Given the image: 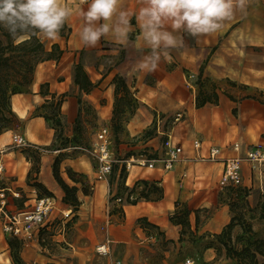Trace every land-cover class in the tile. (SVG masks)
I'll list each match as a JSON object with an SVG mask.
<instances>
[{"label": "crops", "instance_id": "0c3cea01", "mask_svg": "<svg viewBox=\"0 0 264 264\" xmlns=\"http://www.w3.org/2000/svg\"><path fill=\"white\" fill-rule=\"evenodd\" d=\"M63 2L73 10L72 15L66 20L71 31L68 36L58 34L51 42V46L54 43L59 44L63 49L62 55L59 59H49L41 63L35 72L33 82L27 89L11 97L12 109L23 121V133L28 141L43 146H49L54 141L55 129L50 125L45 114L49 108L48 104L64 93L66 95L60 110L67 124L73 123L78 116L81 92L84 98L94 103L101 98H106L107 106L102 108H106L105 112L109 118L108 113L111 111L114 100V85L111 78L118 75L122 76L129 87L135 90V95L144 106L149 105V102L139 95L143 89L167 88L168 92L164 95L167 99L164 100H167L171 106L159 105L154 108V112H150L151 116L152 118L157 116L160 119L158 120V130H160L161 117L167 113L172 114L174 112L171 111L172 109H181L178 112L188 116L192 123L189 131L187 127L181 128L182 124L187 122V118L181 120L175 115V126L168 132H171L177 141L185 142L189 148L192 141L187 140V131L191 136H195L193 139L202 140L206 147L210 145L222 147L224 155H227L224 148H231L233 141L243 140L240 142L242 143L241 153L248 146L264 142L259 130H254L249 135L246 129H241L236 121L232 120V110L237 106V101L232 100L224 90L218 91V104L208 103L197 108L195 94L193 96L188 94L189 90L186 89L188 84L195 92V86L188 80L187 74L189 78H196L202 66H204L203 73L213 80L225 78L246 85H257L260 89L264 86V0H244L243 8H236L230 18L222 20L221 27L215 32L193 36L183 30H177L175 34L178 38H183V46L166 50L167 57L158 50L161 51L160 59L156 61V67L151 69L140 67L145 58L152 54V49L143 41L135 15L144 5L145 0H120L119 7L130 13V32L126 40L120 41L112 33H108L102 34L95 44L83 42L79 36L85 23L79 10L87 8V1L63 0ZM81 49L96 55L108 56L107 60L97 64L83 63L93 84L89 93L81 91L74 81V67L78 62L75 53ZM149 73L155 75L157 83L153 86L145 81ZM157 91L158 96L160 91ZM230 94L236 98L234 91L231 90ZM261 97L264 98V92ZM241 106L243 111H255L258 116L264 113L263 104L255 99H244ZM138 115L137 113L135 117ZM148 123L149 121H146L144 126ZM11 133L9 130L0 134V148H4L10 142ZM148 144L158 152V157L163 155V143L159 139L155 138ZM5 148L7 149L5 155L10 158L14 150L8 151V147ZM127 152L120 149L118 156L122 157L121 162L130 156L148 158L147 153L127 155ZM232 152V155L236 154L234 150ZM52 156L53 152L50 151L42 157L39 179L57 198H62L64 192L52 173ZM26 163L28 164L27 161ZM89 163L79 156L69 160L68 164L74 170L89 172V168L92 169L93 166L91 162ZM158 166L150 169L146 166L133 165L127 173L126 185L139 186L142 180L149 184H157L161 187V196L157 200L124 203L122 217L117 214L108 216L107 224L110 222L112 224L99 233L96 237V245L98 237L104 235L110 242H137L142 247L154 245L157 241L147 238L149 229L142 226L143 221L151 229L160 232L164 242L167 243L168 250L165 251V256L158 258L157 264H182L186 258L193 260L194 264H248V259L243 255L238 257L227 255L226 247L216 235L233 221L230 231L231 244L233 249L238 251L248 243L249 239L264 237V218L254 216L259 212L258 199L264 200V183L259 185L255 181L253 184V180L245 177V171H243V186L250 188L254 185L256 189L260 188V191L258 189L251 191L250 203L242 213L245 216L239 218V215L235 218L228 205L221 203L215 208L213 206L222 170L220 162L180 161L168 171ZM109 179L110 176L105 180H92L95 183L94 188L103 186L104 192L109 191ZM177 201L183 204L184 209L176 215L187 214L188 225L186 226L175 221L176 217L172 216ZM9 202L11 207H18L12 197H9ZM248 215L250 222L245 221ZM246 224L248 228L251 227V230L247 229ZM10 250L8 242L0 238V256L11 257ZM254 259L255 261L258 259L259 264L263 263L259 254Z\"/></svg>", "mask_w": 264, "mask_h": 264}, {"label": "rangeland", "instance_id": "374dc122", "mask_svg": "<svg viewBox=\"0 0 264 264\" xmlns=\"http://www.w3.org/2000/svg\"><path fill=\"white\" fill-rule=\"evenodd\" d=\"M40 37L44 41L46 47L52 49L51 42L53 38H48L42 33H40ZM75 56L78 62L84 63L85 65L90 63L97 64L102 60L105 61L108 59V56L96 55L85 49L78 50ZM41 63L36 66L35 72ZM258 72L259 71H257V73ZM187 77L195 86V92H193L188 84L186 85V89L190 91H188V94L192 96L198 94L200 83H203L205 90L210 92L214 87L217 91L222 89L228 94H230L231 90L234 91L237 106L232 110V120L236 121L241 129H246L249 135L252 134L254 130H259L261 138H264V113L258 116L255 111H243L241 106L244 99L251 98L261 102L264 107V98L261 97L264 92V86L260 89L257 85H246L225 78L213 80L204 73L202 77H200L199 74L196 78H189L190 76L188 74ZM111 81L115 90V82L118 81L117 75H114ZM145 81L151 86L157 83L155 75L152 73L146 76ZM130 89L134 96L137 97L135 95V90L131 87ZM157 90L160 91L158 96L161 97L157 96ZM23 91H25V89ZM167 92V88L151 89L147 87L145 90L143 89L139 95H141L144 100L146 99L149 105L144 106L137 97L138 105L133 114L130 113L131 107L127 104V101H124L121 108L118 109L119 112L123 110L121 113L122 119L114 126L113 149L115 150L116 161L114 162V169L110 175L109 191L107 190V192H104L103 186L94 188L95 183L92 180L96 179L97 161L92 154L91 147L96 140L100 128L105 125L113 124L112 117L114 116L115 93L113 94L114 100L111 111L108 113L109 118H107V112H105L106 108H102V106H107L106 98H101L94 103L84 98L82 92L79 95V99L81 100L79 102L80 108L78 116L71 124L65 122L59 107L53 105L48 108L45 115L50 118L49 123L55 129V139L47 146L48 152H46L45 155L50 151L53 152L52 173L55 159L59 157L60 162L58 166L61 176L70 185L79 187L78 197L80 206L77 211H73L70 205L63 202V196L62 198H57L52 192L55 207L46 221V225L40 229H36L31 238H18L14 234L6 231L3 227V220L0 217V238L3 241H7L8 244L12 242L14 245V248L10 250L11 257L5 258L0 256V264H15V258H13L12 254H16L20 257L21 264H113L117 260H121L122 264H157L158 258L165 256V251L168 250L167 243L164 242L165 240L158 241L157 239L154 245L150 244L143 247L137 242L112 241L109 243V252L102 254L96 250V237L100 232L106 230L109 224H112L111 222L107 224V218L114 214L112 205L115 194L123 193L124 195L126 192V184L122 181L123 162L120 161L122 157L118 156L120 149L127 150V155L131 153H147L148 159L157 158L159 155L158 152L153 150V147L148 143L155 138L163 143L166 137L165 133L172 131L175 126V115H177V112L181 109H172L171 111H174L172 114L167 113L165 116H162L160 130H158V120L160 119H158L157 116L152 118L150 113L152 111L154 112V108H157L159 105L171 106L167 100H164L167 99L164 98ZM124 94L125 92H120V95L124 96ZM230 95L234 97L233 94ZM61 96L62 95H59L58 99ZM52 102H55V100H52ZM137 113L139 115L135 117ZM184 118H187V122L182 124L181 128L184 129L187 127L189 131L190 124L192 123H190L188 116L182 115V117H180L181 120ZM146 121H149V123L144 126ZM135 125H139L140 128ZM9 130L12 132L11 136L14 132L24 135L23 121L17 118V120L12 122L11 127L4 131ZM174 131L176 132V130ZM188 131L186 133L187 140L190 139L189 142H191L195 136H191ZM10 139V142L5 147H8V151L14 150V153L10 158L4 153L6 171L4 177L0 178V187H5L8 199L12 197L14 203L18 207L28 208L34 203L37 197L49 195L45 188H39L36 185L38 181L43 183L39 179V172L41 159L45 155L38 156L33 149L16 146L12 141V137ZM234 142L235 141H233L231 145ZM239 142H243V140H239ZM231 148H224L227 155L233 154V149ZM79 156L85 159L88 164L91 162L93 165L92 169L89 166V172L74 170L68 164L69 160ZM243 163L245 177L251 178L253 184L255 181H257L259 185H261V183L263 184L264 164L260 167L252 168L250 163L246 161ZM27 166L28 170H26ZM69 171L70 175L78 180L77 183L69 178ZM44 187L46 186L44 185ZM257 189L260 191V188ZM257 189L254 185L250 188L245 186L242 191L237 192V190H221L218 187L216 189L215 203H213V206L215 208L219 206V204L224 203L229 206L235 218L239 215V218H241V216H245V214L243 215L242 213L245 212L244 209L250 203L249 195L252 194L251 191ZM12 191L18 192L19 196L13 194ZM155 193L156 188L152 186L149 187L148 193H146V200H157ZM135 195L139 197L138 192L135 193ZM259 197L260 196H258V198ZM257 206L259 212L254 216L264 218V200L259 198ZM70 210V214L66 216L65 213ZM250 216H253V214H250ZM248 217L249 215L245 221L250 222ZM103 227H105V229H103Z\"/></svg>", "mask_w": 264, "mask_h": 264}, {"label": "clouds", "instance_id": "9594fccd", "mask_svg": "<svg viewBox=\"0 0 264 264\" xmlns=\"http://www.w3.org/2000/svg\"><path fill=\"white\" fill-rule=\"evenodd\" d=\"M243 2L145 0L135 15L143 41L150 46L152 54L140 67L155 68L161 51L167 57L166 50L183 46V38L175 34L177 30L193 36L215 32L222 20L230 18L236 8H243ZM119 3L120 0H87V8L79 10L85 21L79 32L80 39L95 44L102 34L112 33L118 40H126L130 32V13L121 9ZM72 11L63 0H0V27L15 38L38 31L54 39Z\"/></svg>", "mask_w": 264, "mask_h": 264}, {"label": "trees", "instance_id": "16d2710c", "mask_svg": "<svg viewBox=\"0 0 264 264\" xmlns=\"http://www.w3.org/2000/svg\"><path fill=\"white\" fill-rule=\"evenodd\" d=\"M71 28L68 26L67 22L62 26L59 30V34L68 36ZM63 53V49L59 46L58 43H54L52 45V49L48 50L44 41L40 37V33L38 31L28 32L25 34H20L18 37H14L10 32L6 29L0 27V134L11 127L13 121L17 120V115L12 109L11 105V97L15 93L24 92L23 90L27 89L29 84H31L36 66L49 59H59ZM204 72V66H202L199 76L202 77ZM118 81L115 82V103H114V116L112 117L113 124V131L115 134V124L118 123L122 119L121 112L118 109L121 108L122 103L127 101V104L131 107L130 113L133 114L134 110L138 105V99L132 93L129 85L125 81L122 76H118ZM74 81L77 84L81 91L85 93H89L92 88L93 84L91 79L89 78L86 70L83 67V64L77 62L74 67ZM125 92L124 96L120 95V92ZM65 93L55 102H50L48 104L49 107L55 105L60 108L62 101L65 98ZM232 100L236 99L232 95H228ZM81 99H79L80 101ZM219 102V93L217 89L214 87L212 91H206L204 88V84L200 83V88L198 94L195 96V103L197 107H202L208 103L211 104H218ZM61 111V110H60ZM47 120L50 118L45 115ZM35 154L38 153L35 151ZM39 156V155H38ZM59 162L60 159L57 157L53 164V174L61 186L64 195H63V202L65 204L70 205L73 208V211H77L80 206V201L78 197L79 187L76 185H70L60 174L59 171ZM123 174H122V181L125 184V179L127 176L125 164L122 165ZM38 170V168H37ZM69 178H71L75 183L78 182L72 175H70V171L68 172ZM142 188L140 186L134 185L130 188V192L137 193L139 197L147 199L146 193H148L149 187L156 188V198L158 199L161 194V187L157 184H149L146 181L142 180ZM36 185L39 188H45L49 195L44 196H52V192L49 191L46 187H44L43 183L36 182ZM125 189H128V186L125 185ZM140 189V190H138ZM233 190L234 189H229ZM237 190V192L242 191ZM145 193V194H144ZM123 195V193H117L115 196ZM114 196V197H115ZM53 197V196H52ZM138 197V198H139ZM184 209L183 204H177L176 209L174 210L172 216L175 218V221L180 223L183 226L188 225L187 214L183 213L182 215H176L177 212L182 211ZM113 213H116V209L113 208ZM176 215V216H175ZM234 222L231 221L221 233L217 234L216 236L219 238V241L226 247L227 255L232 257H238L239 255H243V257L248 259V264H259V260L255 259L257 254L261 255V259L264 262V237L261 239H249L248 243L240 250L233 249L231 244V236L230 231L233 226ZM142 226L148 228L149 231H153L157 235L158 241L164 240L163 236L160 232L151 229L146 222L142 221ZM247 229L251 230V227ZM231 244V245H229ZM9 246L11 250L14 248L12 242H9ZM13 258H15V264H21V259L18 255L12 254ZM250 262V263H249ZM263 264V263H262Z\"/></svg>", "mask_w": 264, "mask_h": 264}, {"label": "built area", "instance_id": "2783aa9c", "mask_svg": "<svg viewBox=\"0 0 264 264\" xmlns=\"http://www.w3.org/2000/svg\"><path fill=\"white\" fill-rule=\"evenodd\" d=\"M181 116L182 112H178L176 117L180 118ZM165 136L162 156L154 159L134 158V156H130L123 161L126 172L128 173L135 164L146 166L150 169L156 168L159 165L158 167L168 171L173 168L175 163L180 161L220 162L222 164V170L218 179L219 189L241 190L245 188L243 186V162L250 163L252 168H257L264 164V142L248 146L241 153L242 143L235 141L232 144V148L236 154L224 155L222 147L216 145L206 147L203 141L198 138L192 140L189 148L185 142L177 141L171 132L165 133ZM113 137V127L111 125H105L98 131L96 140L91 147L92 154L97 161L96 179L99 181L108 179L114 168V162L116 160L115 150L113 149ZM12 141L16 146L35 150L39 156H43L48 152L47 146L31 143L24 135L18 132L12 134ZM6 151L7 149L5 147L0 148V178L5 173L4 153ZM142 185L139 183L140 188H142ZM126 186H128V189L125 194L115 196L113 199V208L116 209L115 214L119 217L123 215L122 205L124 203H137L138 201L146 200L141 197L138 198L135 193L129 191L133 186ZM5 190V188L0 187V217L3 220L4 229L18 238H31L36 229H40L46 225V221L55 207L54 198L52 196L37 197L34 203L28 208L11 207ZM13 194L19 196L18 192H13ZM177 204H181V202L177 201ZM70 212L71 210L66 212L65 215L68 216ZM147 238L157 240V235L149 231ZM109 243L110 240L106 235L99 236L96 245L97 252L102 254L108 253ZM113 264H122V261L117 260ZM182 264H194V261L186 258Z\"/></svg>", "mask_w": 264, "mask_h": 264}]
</instances>
